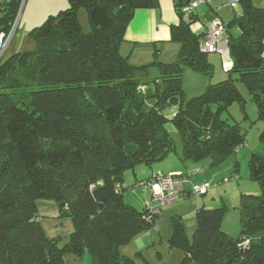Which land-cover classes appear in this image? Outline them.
I'll return each instance as SVG.
<instances>
[{
    "label": "trees",
    "instance_id": "obj_1",
    "mask_svg": "<svg viewBox=\"0 0 264 264\" xmlns=\"http://www.w3.org/2000/svg\"><path fill=\"white\" fill-rule=\"evenodd\" d=\"M69 1L32 29L35 48L0 62V264H67L66 248L79 256L91 253L94 264H137L119 247L155 226L163 207L153 213L151 205L138 210L127 202L125 191L152 175L131 185L125 172L175 150L166 110L181 103L173 121L184 159H209L212 166L248 142L238 121L222 117L230 103L244 106L237 81L247 85L264 120V6L256 0H238L242 14L226 23L233 61L227 77L191 99L185 97L184 66L208 76L215 70L208 57L215 52L200 46L204 30L191 28L195 8L184 11L192 0H174L177 60L162 61L156 50L152 61L140 65L122 54L121 44L136 9L159 0ZM11 5L0 30L11 28L21 0ZM81 7L88 10L89 31L82 28ZM233 25L241 31L235 34ZM250 169L262 191L241 195L237 237L222 228L225 206L196 208L192 240L182 216L173 217L169 243L184 251L181 264H264L263 154L253 153ZM197 171L182 172L185 185ZM192 187L181 196L194 194ZM44 198L73 221L63 249L40 222L37 201Z\"/></svg>",
    "mask_w": 264,
    "mask_h": 264
},
{
    "label": "rangeland",
    "instance_id": "obj_2",
    "mask_svg": "<svg viewBox=\"0 0 264 264\" xmlns=\"http://www.w3.org/2000/svg\"><path fill=\"white\" fill-rule=\"evenodd\" d=\"M211 2L215 5L217 4L220 8L222 11L220 15L226 17V23L232 20H229L226 14H234L232 6H241L238 0H235L233 4L232 0H211ZM69 3V0H23L17 16V28L3 60L8 59L17 52L35 48V42L30 35L32 29L42 25L49 15L56 14L60 10L67 8ZM202 5L203 8L208 9L206 0H203ZM78 14L82 28L84 31H89L91 24L87 8L81 7ZM192 24L197 25L194 30L196 32L204 29V25L199 19ZM232 30L237 34L238 26L233 25ZM177 57L175 60H177ZM208 57L215 67L213 76L195 71L189 65L184 66L183 87L186 99L203 94L209 83H214L227 77L228 73L226 72L222 56L218 53H209ZM147 60L144 58L129 59L130 62L136 61L137 65L144 64ZM237 82L243 95L244 106L242 107L239 101H234L228 105L227 110L222 114L223 118L231 122L238 121L241 128L247 132L248 142L237 153L231 154L222 163L215 166L210 164L209 159L201 161L185 160L183 157L182 134L173 121V117L181 105L178 102L166 110L169 118L166 127L168 133L175 141V150L160 161L140 163L134 169L130 168L125 172L126 183L133 185L153 174L171 173L169 169H173V173H179L176 169L181 166L180 172L199 169L194 175L188 177L186 184L189 188L193 184H202L205 181L211 182L206 195L194 193L186 197L180 196L177 200L163 207L159 216V220H162L159 227L151 226V228L142 229L120 245V252L134 258L137 264H181L185 256L184 251L171 247L169 243L173 217L175 215L182 216L186 225L187 235L192 240L193 232L196 228L195 211L201 205L208 207L225 206L226 211L222 221V228L233 237H237L240 234L242 229L241 195L243 193L260 194L262 191L260 182L251 176L250 160L253 153L264 155V120L259 119L258 105L247 85L241 81ZM124 197L127 202L134 205L138 210L144 209L147 205L158 204L157 200L144 187H130L125 191ZM37 206L41 215L40 222L45 232L50 237H58L57 244L63 249L70 241L74 230L72 219L52 216L55 213H59L57 203L53 199H39ZM63 256L67 264H94L93 257L89 252L79 256L74 251L66 248L63 251ZM187 264L198 263L191 261Z\"/></svg>",
    "mask_w": 264,
    "mask_h": 264
},
{
    "label": "crops",
    "instance_id": "obj_3",
    "mask_svg": "<svg viewBox=\"0 0 264 264\" xmlns=\"http://www.w3.org/2000/svg\"><path fill=\"white\" fill-rule=\"evenodd\" d=\"M234 1L235 0H232V4ZM255 2L257 5L264 6V0H256ZM207 3L208 9L203 8L202 2L195 8L198 19L201 20L204 25V31L217 17L221 18L225 23L227 22L226 17L220 15L222 11L217 4H213L211 0H207ZM232 7L234 14L232 13L231 15V13H226L229 20L233 19L236 15L242 14L241 6H237L238 9L235 5ZM179 21L180 17L176 11L174 0H159L158 4L154 7L136 9L133 18L127 25L125 40L121 44L120 49L122 54L128 56L130 60L133 58L136 60L141 58L148 59L145 61L148 63L155 58L156 50H159L158 56L162 61L169 62L170 60V62H172V60H175L176 56L179 55L181 44L179 41L172 39L171 26L173 24H178ZM196 26L195 24L191 25L193 31ZM240 31L238 27V33ZM132 63L136 64V61ZM180 169L181 166L179 169H176L178 170L177 172H180ZM169 170L170 172H174L173 169ZM185 187L188 191L189 186L186 184ZM39 216H41L40 212ZM52 216L60 217V211ZM161 222L162 220L158 219L155 226L159 227ZM140 243L142 242L140 241Z\"/></svg>",
    "mask_w": 264,
    "mask_h": 264
},
{
    "label": "built area",
    "instance_id": "obj_4",
    "mask_svg": "<svg viewBox=\"0 0 264 264\" xmlns=\"http://www.w3.org/2000/svg\"><path fill=\"white\" fill-rule=\"evenodd\" d=\"M14 1L15 0H0V22L2 21L1 18L8 13L10 7L12 6L11 3ZM22 1L23 0H21V5ZM201 2H203V0H192L189 4L184 6V11L191 12ZM16 28L17 17L11 28L0 30V62L3 60L9 44L14 37ZM200 45L201 49L205 52H215L220 54L224 60L226 70L232 67L233 61L230 56L227 26L221 18L217 17L211 25L206 28L202 34ZM210 185V182L194 184L191 190L196 194H204L208 192ZM138 186L144 187V189L148 190L152 194L153 198L157 200L158 204H151V212L154 213V211L159 212L158 206L164 207L181 196V194L185 191V178L182 172H171L167 174L157 173L153 174L151 178L141 181ZM248 242L249 240L245 241V243Z\"/></svg>",
    "mask_w": 264,
    "mask_h": 264
},
{
    "label": "bare ground",
    "instance_id": "obj_5",
    "mask_svg": "<svg viewBox=\"0 0 264 264\" xmlns=\"http://www.w3.org/2000/svg\"><path fill=\"white\" fill-rule=\"evenodd\" d=\"M201 46V45H200Z\"/></svg>",
    "mask_w": 264,
    "mask_h": 264
}]
</instances>
